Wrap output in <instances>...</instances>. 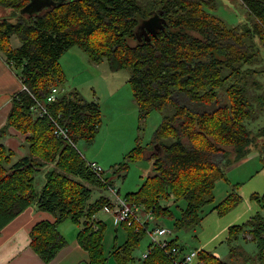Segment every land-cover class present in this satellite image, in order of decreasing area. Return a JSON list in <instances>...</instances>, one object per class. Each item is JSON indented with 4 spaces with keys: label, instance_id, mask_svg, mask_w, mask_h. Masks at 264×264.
<instances>
[{
    "label": "trees",
    "instance_id": "16d2710c",
    "mask_svg": "<svg viewBox=\"0 0 264 264\" xmlns=\"http://www.w3.org/2000/svg\"><path fill=\"white\" fill-rule=\"evenodd\" d=\"M28 1L0 0V6L17 17L13 21L0 16V53L29 89L13 94L7 122L0 130V137L10 126L26 134L22 144L26 152L18 158L0 139V231L35 203L56 216L55 221L37 222L30 231L31 247L47 262L67 244L58 224L70 218L81 225L78 240L88 251L89 264H107L109 255L121 264H176L152 241L147 255L136 258L134 250L147 232L137 222H122L129 229L127 240L105 252L106 224L94 215L112 202L105 195L92 199L93 187L107 186L77 144L94 140L102 123L101 106L79 90L64 91L61 56L77 45L92 62L106 61L112 71L129 69L140 117L156 109L163 116L151 142L158 144L151 155L154 172L124 197L157 219L172 215V202L179 206L184 199L174 227L196 228L204 206L214 200L216 180L226 177L228 153L234 148L236 158L246 155L255 139L247 121L255 117L254 102L263 97L251 93L258 81L249 78L264 59V0H240L251 22L237 26H229L215 13L219 0H65L27 15L21 9ZM153 10L165 17V27L150 39L144 33L139 38V25ZM53 86L61 93L49 103L46 97ZM39 99L47 105L42 116L34 107ZM56 123L68 127V138L55 133ZM260 131L257 136L264 135V126L256 132ZM166 137L173 141L164 142ZM146 148L138 143L128 157L139 158ZM260 158L264 166V152ZM127 163L125 159L115 165L116 171L127 169ZM41 172L45 182L37 189ZM238 185L214 205L220 214L242 201ZM252 196L264 208V194ZM246 233L256 243L257 257L264 260L262 211L229 226L232 256L242 252L236 241ZM178 238L169 242L185 247ZM198 250V264H232L211 250Z\"/></svg>",
    "mask_w": 264,
    "mask_h": 264
},
{
    "label": "rangeland",
    "instance_id": "374dc122",
    "mask_svg": "<svg viewBox=\"0 0 264 264\" xmlns=\"http://www.w3.org/2000/svg\"><path fill=\"white\" fill-rule=\"evenodd\" d=\"M10 13L11 9L0 6V16H9L10 20L15 21L17 17H11ZM215 13L229 26H237L247 20L251 22L248 11L240 0H219V7L215 10ZM13 42L15 44L19 42L18 37L15 36ZM131 42L134 43L135 39H132ZM83 55H86L85 52L75 45L70 49V54L65 56V66L69 61L71 65L66 66V79L62 85L65 91L72 90L70 87L74 86L73 88L79 90L85 98L89 100L96 99L101 106L102 123L94 140L90 143L80 140L77 142L78 148L88 159H92V156L100 159L105 169V176L114 182L119 194L124 196L130 191L137 190L145 178L154 172L153 160L149 156L156 153L158 144H151V142L156 128L162 121L163 114L156 109L151 111L145 118H141L129 82V69L123 68L112 71L106 61L94 64L87 58L85 59ZM257 65L259 66L257 72L249 79H257L258 85L250 88V90L252 94L261 95L263 99L261 102H254L253 115L255 117L247 121V126L252 130L255 139L249 145V151L246 155L236 158L234 148L228 153L230 161L225 166L226 179L220 180V184L215 191L216 199L213 203L218 202L219 197L227 194L234 184H239V191H243L241 193L243 195L242 202L225 214H220L217 210L211 212L212 205H207L203 212L208 215L203 224L196 229L182 228L178 230L174 227V220L176 217L181 216V208L184 207L186 201L184 199L179 200V206L172 202V205H170L172 206V215L159 219L155 217L149 219V228L134 250L137 259L144 256L148 243L152 241L149 232L159 223L171 229L172 234H168V238L179 236L178 240L185 245V251L201 249V245H205L208 248L207 250L213 251L217 246V250L221 251L222 257L230 260L232 264H262L264 262V260L257 257L256 243L250 233H246L245 238L240 236L236 241V244L242 250L236 256L230 254L231 246L227 242L228 235L221 237L219 240L215 239L219 233L227 232L228 227L226 228V226L230 222L234 223L236 218L233 215H237L239 212V210H236L237 207L238 209H244V205H246V210L250 213L245 220L242 219L243 221H238L239 223L236 222V224L245 222L257 211L264 213V208L252 196L254 193L264 194V171L261 170H264V166L261 165L262 160L260 158V152H264V135L257 136L263 132H256L264 126V59L261 65L260 63ZM13 69L17 71L15 66H13ZM224 94L222 92L220 96L222 101L227 100ZM172 139V137H166L164 142L169 143L173 141ZM138 143L147 146L148 149L144 151L143 156L131 159L128 155ZM161 153H163L162 149ZM125 159L128 161L127 169L116 171L115 165H119ZM44 180V173H39L36 178L37 189L43 184ZM111 194L106 188L94 187L92 199L95 200L100 195L111 197ZM162 204H165L164 200ZM252 208L255 209L252 210ZM106 211L113 213L112 209L101 208L96 216L106 221L104 245L109 250V245L112 244L113 246L116 237L120 244L127 240L129 229L122 223L117 225L112 215Z\"/></svg>",
    "mask_w": 264,
    "mask_h": 264
},
{
    "label": "crops",
    "instance_id": "0c3cea01",
    "mask_svg": "<svg viewBox=\"0 0 264 264\" xmlns=\"http://www.w3.org/2000/svg\"><path fill=\"white\" fill-rule=\"evenodd\" d=\"M70 49L67 50L61 56V63H62V66H63L65 72L67 70L66 66L71 65L70 61L68 63H66V66L64 64V58H65V56H67V54H70ZM85 54L86 55H83V57L85 59L87 58V60H89L91 63L100 64V63L92 62L89 59L87 53H85ZM21 84H22L21 79H20L19 75L17 74V71H15L13 69V66L11 64H9L7 62V60H5L4 56L0 53V130L2 127L5 126V124L7 122L8 113H9L11 105H12L13 94L18 89L21 88ZM73 87L74 86H71L70 88H72V90L76 89ZM63 89H64V86H63ZM61 91H62V89H61ZM64 91H65V89H64ZM92 100H96V99L93 98ZM0 139L9 148H11L15 152V154H16L15 158H18L21 155L25 154L26 149L22 146V144L24 143V141L26 139V134L20 132L15 127L10 126L7 129V132L2 137H0ZM146 149H148V148H146ZM149 157H151V155ZM89 160H95L101 164L100 159H98L96 157L92 156V159H89ZM152 160L154 161L153 158H152ZM261 165L263 166L262 162H261ZM153 168H154V165H153ZM261 170L264 171L263 169H261ZM224 179H226V177L225 178L221 177V178H218L215 182L214 200L216 199L215 191L220 184L219 182H220V180H224ZM44 182H45V180H44ZM44 182H43V184H44ZM43 184H41V186L38 189H40ZM112 185H114V182ZM99 188L108 189L107 187H99ZM230 191H228L227 194L230 193ZM241 193H243V191H241L240 194ZM227 194H225L223 197H219L218 202L223 200L227 196ZM107 197L111 198L110 196H107ZM242 197H243V195H242ZM214 200L211 203L206 204L203 209L205 210L207 205H212L211 212H213V210H216L214 208V205H216L218 202L213 203ZM103 208H105V207H103ZM232 209H231V211H232ZM254 209L255 208H252V210H254ZM236 210H239L237 215L236 214L233 215V217L235 216L236 220L234 221V223L230 222L228 225L236 224V222L239 223L238 221H243L242 219L245 220L249 216L250 211L246 210V205H244V209H238V207H237ZM97 212H96V214H97ZM107 213H110L112 215V217L114 218V222L118 225L114 211H113V213L112 212H107ZM96 214L94 215L95 219L101 220V219L97 218ZM207 215L204 212L203 218L201 219L199 224L196 226V228L199 225L204 223V220H205ZM55 219H56L55 214H53L52 212H50L48 210L40 209L37 206V204L33 203L30 206H28L26 209H24L21 213H19L16 217H14L11 221H9L0 231V264H89L88 251L80 244V242L78 240V232L81 228V225L74 222L70 218L64 219L58 224L59 231L63 234V236L67 239L68 242L57 253L55 258H53L51 261L47 262V261L43 260V258H41V256L31 247V245H30L31 228L37 222H39L41 220L55 221ZM104 222L106 224V221H104ZM228 225L226 226V228L228 227L227 232L223 231V232L219 233L215 237L216 240H219L221 237L228 235V233H229V226ZM196 228H193V229H196ZM105 229H106V227H105ZM104 238H105V235H104ZM115 244H120L117 240V237L115 238V242H114L113 246ZM103 245H104V239H103ZM113 246H112V244L109 245V247H108L109 250H107L105 248V245H104L105 252L109 254V251L111 250V248ZM201 247H200L201 249H206V250L208 249V248H206L205 245H201ZM215 247L216 248L213 250L214 254L219 256V257H222L221 251L217 250V246H215ZM213 248H211V249H213ZM107 264H121V262L117 258H115L114 256L109 255Z\"/></svg>",
    "mask_w": 264,
    "mask_h": 264
},
{
    "label": "built area",
    "instance_id": "2783aa9c",
    "mask_svg": "<svg viewBox=\"0 0 264 264\" xmlns=\"http://www.w3.org/2000/svg\"><path fill=\"white\" fill-rule=\"evenodd\" d=\"M21 83V89L29 90L25 83ZM59 92L60 89L58 88V86H53L47 94L46 101L49 103L51 101H54L57 98ZM34 107L38 111V114L40 116L44 115L47 111V105L45 101L41 99L37 100L36 105ZM53 127L57 135H61L64 138L69 137L68 127L57 123L54 124ZM87 162L89 166L101 177L103 182L106 184L108 190L112 193L111 198H109L110 200L112 199V206H108L105 208H109L114 211L118 224L122 222H127L128 225H133L137 222L139 226L144 227L147 231L149 228V223H146V221H149L150 218L154 217L152 212H144L141 205L130 204L124 196H121L116 187L107 182L105 178L106 176L104 174L105 169L98 161L87 159ZM136 229H138V227ZM171 232V229L167 228L164 225H156L154 228H152L149 234L152 237V242L158 245L166 254H168L176 264H198L199 250L196 249L188 252L185 251V247H182L177 244H171L169 242L170 238L167 237V235ZM147 253L148 248L144 253V256H146ZM262 264H264V262Z\"/></svg>",
    "mask_w": 264,
    "mask_h": 264
},
{
    "label": "water",
    "instance_id": "95a60500",
    "mask_svg": "<svg viewBox=\"0 0 264 264\" xmlns=\"http://www.w3.org/2000/svg\"><path fill=\"white\" fill-rule=\"evenodd\" d=\"M65 0H29L28 3L21 9V12L27 15L40 13L54 5H57ZM166 19L161 15L160 11L153 10L151 15L145 18L139 25V32L143 31L149 35H157L160 29L165 27ZM141 38V37H139Z\"/></svg>",
    "mask_w": 264,
    "mask_h": 264
},
{
    "label": "flooded vegetation",
    "instance_id": "af4514ba",
    "mask_svg": "<svg viewBox=\"0 0 264 264\" xmlns=\"http://www.w3.org/2000/svg\"><path fill=\"white\" fill-rule=\"evenodd\" d=\"M143 33H144L145 35H147L146 31H145V32L143 31ZM138 36L141 37V32L138 33Z\"/></svg>",
    "mask_w": 264,
    "mask_h": 264
},
{
    "label": "bare ground",
    "instance_id": "6f19581e",
    "mask_svg": "<svg viewBox=\"0 0 264 264\" xmlns=\"http://www.w3.org/2000/svg\"><path fill=\"white\" fill-rule=\"evenodd\" d=\"M172 234V233H171Z\"/></svg>",
    "mask_w": 264,
    "mask_h": 264
}]
</instances>
